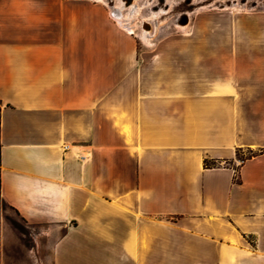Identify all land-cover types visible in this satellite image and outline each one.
Returning <instances> with one entry per match:
<instances>
[{"label": "crops", "instance_id": "crops-1", "mask_svg": "<svg viewBox=\"0 0 264 264\" xmlns=\"http://www.w3.org/2000/svg\"><path fill=\"white\" fill-rule=\"evenodd\" d=\"M221 46L0 0V200L52 237L49 264H264L262 79Z\"/></svg>", "mask_w": 264, "mask_h": 264}, {"label": "rangeland", "instance_id": "rangeland-1", "mask_svg": "<svg viewBox=\"0 0 264 264\" xmlns=\"http://www.w3.org/2000/svg\"><path fill=\"white\" fill-rule=\"evenodd\" d=\"M83 1L109 12L108 6L122 7L121 16L129 15L134 5L139 12L131 19L128 32L142 44L182 37L221 42V67L236 61L241 75L262 79L253 81L254 92H264V0ZM235 52L236 59L230 54ZM254 155L238 152L237 165ZM51 243L44 228L27 225L0 200V264H49Z\"/></svg>", "mask_w": 264, "mask_h": 264}, {"label": "bare ground", "instance_id": "bare-ground-1", "mask_svg": "<svg viewBox=\"0 0 264 264\" xmlns=\"http://www.w3.org/2000/svg\"><path fill=\"white\" fill-rule=\"evenodd\" d=\"M111 10V16L113 18H115L116 21H118V23H120V25L122 27H124L127 31H131V29L128 27L129 24H130V21L131 19L136 16V14L139 12L137 8H135L134 5L131 6V13H129V15L127 16H121L119 14V12L123 9L122 7H119V8H113L112 6H108ZM125 8V7H124ZM155 18V17H154ZM144 32H143V37L145 39H147V30L146 29H143Z\"/></svg>", "mask_w": 264, "mask_h": 264}]
</instances>
